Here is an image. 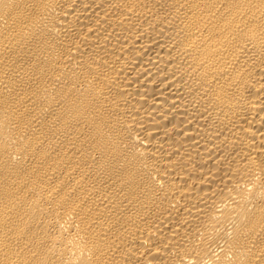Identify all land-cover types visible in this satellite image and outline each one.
Returning <instances> with one entry per match:
<instances>
[{
	"label": "bare ground",
	"instance_id": "obj_1",
	"mask_svg": "<svg viewBox=\"0 0 264 264\" xmlns=\"http://www.w3.org/2000/svg\"><path fill=\"white\" fill-rule=\"evenodd\" d=\"M0 264H264V0H0Z\"/></svg>",
	"mask_w": 264,
	"mask_h": 264
}]
</instances>
